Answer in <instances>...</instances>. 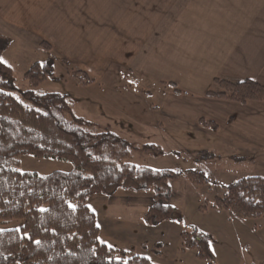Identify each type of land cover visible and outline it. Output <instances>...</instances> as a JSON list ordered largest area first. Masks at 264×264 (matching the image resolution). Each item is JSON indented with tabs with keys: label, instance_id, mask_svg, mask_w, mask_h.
<instances>
[{
	"label": "trees",
	"instance_id": "1",
	"mask_svg": "<svg viewBox=\"0 0 264 264\" xmlns=\"http://www.w3.org/2000/svg\"><path fill=\"white\" fill-rule=\"evenodd\" d=\"M6 47L7 43H0V56ZM50 68L46 62L33 63L23 74L31 89L20 93L22 99H16L12 95L16 88L11 69L0 62V221L22 222L18 229L0 230V264H152L145 257L100 243L97 219L86 201L92 195L151 191V204L142 219L146 225L155 226L175 220L176 210L169 205V183L177 181L179 174L129 162L136 148L108 128L89 131L87 128L97 124L76 116L66 95L35 93L33 88L51 77ZM214 82L217 91H207L208 97L264 103V86L254 81ZM199 124L216 128L215 123L203 119ZM139 150L152 157L163 154L152 144H144ZM19 155L65 160L73 170L46 175L19 171L15 167ZM185 175L194 185L209 181L194 170ZM223 190L213 199L212 208L229 211L242 220L264 216L261 178L242 177ZM180 238L182 249L212 259L208 234L193 229L182 232Z\"/></svg>",
	"mask_w": 264,
	"mask_h": 264
},
{
	"label": "crops",
	"instance_id": "2",
	"mask_svg": "<svg viewBox=\"0 0 264 264\" xmlns=\"http://www.w3.org/2000/svg\"><path fill=\"white\" fill-rule=\"evenodd\" d=\"M0 35L50 50L92 81L114 65L129 75L167 73L162 119L219 137L227 174L264 181V103L206 95L217 91L214 79L264 86V0H0Z\"/></svg>",
	"mask_w": 264,
	"mask_h": 264
},
{
	"label": "rangeland",
	"instance_id": "3",
	"mask_svg": "<svg viewBox=\"0 0 264 264\" xmlns=\"http://www.w3.org/2000/svg\"><path fill=\"white\" fill-rule=\"evenodd\" d=\"M10 39L0 35V43H7L1 61L11 69L16 88L12 95L16 99H22L20 93L31 89L23 79L24 72L33 63H49L52 75L33 88L35 93L66 95L76 116L99 125L87 128L89 131L108 128L136 148L129 162L179 174L177 181L169 183L172 191L169 205L176 210L175 220L155 226L146 225L142 219L151 204V191L137 194L118 191L110 197H88L86 204L100 227V243L145 257L152 264H264V216L242 220L229 211L211 207L213 199L224 193L225 185L246 176L239 171L227 174L223 170L222 164L232 162L226 160L222 140L168 123L158 114L160 110L157 112L156 108L163 99L166 88L162 86L167 83V73L155 68L154 72L129 75L125 71L118 73L114 65L99 81L86 83L49 49L35 48L27 39ZM156 66L154 61L151 67ZM144 144H158L164 154L150 157L139 150ZM15 160L17 170L39 175L73 170L72 164L65 160L30 155H19ZM188 170L202 172L208 183L191 184L185 175ZM250 172L252 175L253 171ZM21 225L20 220L0 221V230L18 229ZM193 229L211 237L210 261L198 257L195 250L181 248L180 234Z\"/></svg>",
	"mask_w": 264,
	"mask_h": 264
},
{
	"label": "snow or ice",
	"instance_id": "4",
	"mask_svg": "<svg viewBox=\"0 0 264 264\" xmlns=\"http://www.w3.org/2000/svg\"><path fill=\"white\" fill-rule=\"evenodd\" d=\"M0 62H2V61H0Z\"/></svg>",
	"mask_w": 264,
	"mask_h": 264
}]
</instances>
